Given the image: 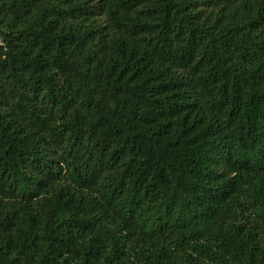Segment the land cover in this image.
<instances>
[{
    "label": "trees",
    "instance_id": "obj_1",
    "mask_svg": "<svg viewBox=\"0 0 264 264\" xmlns=\"http://www.w3.org/2000/svg\"><path fill=\"white\" fill-rule=\"evenodd\" d=\"M0 264H264V0H0Z\"/></svg>",
    "mask_w": 264,
    "mask_h": 264
}]
</instances>
